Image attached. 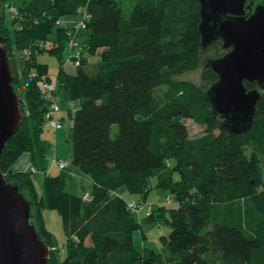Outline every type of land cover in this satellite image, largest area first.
Listing matches in <instances>:
<instances>
[{
	"label": "trees",
	"instance_id": "16d2710c",
	"mask_svg": "<svg viewBox=\"0 0 264 264\" xmlns=\"http://www.w3.org/2000/svg\"><path fill=\"white\" fill-rule=\"evenodd\" d=\"M121 3L0 0L1 46L22 114L2 149L0 170L30 201L35 230L50 249L46 264H264V90L251 128L229 133L212 110L208 87L181 77L198 62L199 1L139 0L127 20ZM80 7L90 17L79 33L80 63L68 72L61 54L72 27L60 20ZM44 52L59 59L62 102H76L68 113L67 166L54 175L47 172L52 144L43 137L44 129H53L45 125L39 92L40 83L52 79L37 58ZM202 79L211 84L217 74L204 64ZM184 119L203 126V134L190 137ZM24 153L29 168L15 170ZM72 168L88 178L87 187ZM153 187L168 191L173 205L152 213L145 198ZM120 188L139 195L132 200L145 207L130 211V200L116 193ZM46 209L61 217V247L45 226ZM143 210L144 222L169 225L161 236L169 255L134 248L132 234L142 227L136 215Z\"/></svg>",
	"mask_w": 264,
	"mask_h": 264
},
{
	"label": "water",
	"instance_id": "95a60500",
	"mask_svg": "<svg viewBox=\"0 0 264 264\" xmlns=\"http://www.w3.org/2000/svg\"><path fill=\"white\" fill-rule=\"evenodd\" d=\"M200 46L216 37L226 53L208 58L205 65L217 74L205 93L212 110L231 134L251 128L256 103L264 90V4L244 17V0H198ZM0 35V156L5 142L22 118L19 98L12 85L13 73ZM230 48V49H229ZM245 81L255 82L247 88ZM49 247L31 220L30 201L0 170V264H46Z\"/></svg>",
	"mask_w": 264,
	"mask_h": 264
},
{
	"label": "rangeland",
	"instance_id": "374dc122",
	"mask_svg": "<svg viewBox=\"0 0 264 264\" xmlns=\"http://www.w3.org/2000/svg\"><path fill=\"white\" fill-rule=\"evenodd\" d=\"M11 2L15 4H24L25 2H28L29 0H10ZM139 0H122L121 3V14L122 18L124 20H127L130 16V13L133 9V7L138 3ZM254 3H258L259 0H253ZM9 9V7L7 6ZM78 17L76 15L64 17L61 20V24L67 25V26H73L74 21ZM53 36V34H51ZM82 39V36L80 37ZM49 42V41H48ZM41 45V43H40ZM65 50V49H64ZM220 50V51H219ZM67 49L61 54V56L64 58L66 55ZM219 53H224V50L221 48L219 43H214L206 46L205 48L199 49V55H198V62L195 68L192 70H189L181 75L182 78L189 79L196 83L199 86L207 88L210 83L205 82L202 79V72L204 69V64L206 59L208 58H215L218 57ZM38 61L45 63L48 67L47 74L51 76L53 80H56V73L59 66V59L56 55H50L46 52L38 55ZM98 56H92L89 58V66H93L94 61L98 60ZM63 68L65 71L73 72L75 70V67L70 64L64 62ZM165 86H161L159 88H156L154 93L159 96L162 89H164ZM68 125V121H64ZM183 123L186 125L188 129V134L190 137H195L203 134V126L193 122L191 119H184ZM117 131V126L114 124L111 127V134H114ZM43 137L50 142L53 143V134L51 130L44 129ZM28 154L24 153L17 161L20 162L23 160V158H27ZM70 154L68 155L69 158ZM67 158V159H68ZM263 164V163H262ZM59 172V168L54 164L51 163V166L49 168L48 173L50 175H54ZM81 174V173H80ZM36 177V175H35ZM85 177V176H84ZM76 180H80V177H75ZM264 178V176H263ZM155 180H151V184L154 185ZM83 184L87 187L88 182L83 180ZM123 189V188H122ZM123 196L127 199L132 198L133 200H137L139 198V195H132L123 189ZM169 196L168 191L161 190L159 188L153 187L148 194L146 195L145 202L146 205H149L150 210L152 213H155L157 210V207L160 205L165 206H172L173 205V199L171 198L170 201L166 197ZM53 211V216L47 217V230L54 236L56 244L61 247L62 244L65 242V235L62 229V222L61 217L58 215V213L55 210ZM144 215V210L138 213L136 216L138 218V221L141 222L142 227L135 230L132 234V244L134 248L138 251H141L143 248H149L154 250L156 253L161 254L162 256L169 255V251L165 247V245L161 241V236H167L168 232L170 231L169 225L163 221L158 224H150L144 222L142 219V216ZM89 243V240L86 241V244ZM63 254V253H62Z\"/></svg>",
	"mask_w": 264,
	"mask_h": 264
},
{
	"label": "built area",
	"instance_id": "2783aa9c",
	"mask_svg": "<svg viewBox=\"0 0 264 264\" xmlns=\"http://www.w3.org/2000/svg\"><path fill=\"white\" fill-rule=\"evenodd\" d=\"M9 10L11 13H15L14 7H10ZM78 17L74 21V25L71 26L72 30L69 31V37L66 41V55H65V62L72 64L73 66H77L80 63V48L83 47V43L81 42L79 33H82L86 30V21L90 17V13L86 10L85 7H80L77 9ZM61 24V20H60ZM39 92L41 97L45 100L46 103V110L44 111V122L48 128L53 130H58L63 128V121L60 117L61 111V104H62V97L61 93L58 91L57 88V81L56 80H49V81H42L39 85ZM67 166V162L59 161L58 167L63 169ZM88 193H84L83 198H87ZM170 200V197H167ZM127 208L132 211L133 213H137L139 210L145 207V203L137 202V201H127L126 203ZM149 211H146L148 214Z\"/></svg>",
	"mask_w": 264,
	"mask_h": 264
},
{
	"label": "crops",
	"instance_id": "0c3cea01",
	"mask_svg": "<svg viewBox=\"0 0 264 264\" xmlns=\"http://www.w3.org/2000/svg\"><path fill=\"white\" fill-rule=\"evenodd\" d=\"M75 104H76V102H74V101L62 102V104H61L60 117L62 116L64 121L67 120L68 125L66 123L65 124L63 123V128L58 129V130H51L54 140L52 143V151L49 154V160H50L49 168L51 166V163H54L58 167L59 161H65V162L68 161L67 158L69 155V151H68V148H67L66 143H65V136H66V132H67V127L70 125V118L68 117V113L72 112V108ZM17 161H19V160H17ZM17 161L12 166L15 170H19V169L25 170V169L29 168L28 158H23V160H21L20 162H17ZM48 171H49V169H48ZM72 173L74 174V178L75 177H82V179H85V181H88V178L86 176L84 177V176L80 175L79 172L75 168H72ZM35 186H36L37 191L40 192L39 181H37ZM123 189L122 188L118 189L116 193H119L123 196V194H122ZM139 199H140V196L137 200H139ZM128 200H132V198H130ZM52 214H53L52 210L46 209L43 211V219H44L45 225H47V221H46L47 217H51L54 215V214L53 215Z\"/></svg>",
	"mask_w": 264,
	"mask_h": 264
},
{
	"label": "flooded vegetation",
	"instance_id": "af4514ba",
	"mask_svg": "<svg viewBox=\"0 0 264 264\" xmlns=\"http://www.w3.org/2000/svg\"><path fill=\"white\" fill-rule=\"evenodd\" d=\"M264 4V0H259L258 3H254L253 0H244L243 2V11H244V17H248L250 14L253 13L254 9L256 6H259V5H262ZM214 43H219L221 48L224 50V53H226L228 51V49L226 48H223L222 46V43H223V39L221 37H216L211 44H214ZM230 49V48H229ZM223 53V54H224ZM222 54V55H223Z\"/></svg>",
	"mask_w": 264,
	"mask_h": 264
}]
</instances>
